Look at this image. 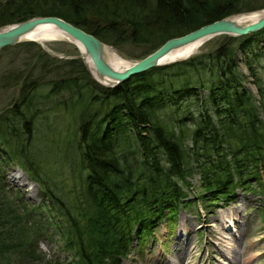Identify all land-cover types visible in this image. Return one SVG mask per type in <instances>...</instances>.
I'll list each match as a JSON object with an SVG mask.
<instances>
[{
  "label": "trees",
  "instance_id": "16d2710c",
  "mask_svg": "<svg viewBox=\"0 0 264 264\" xmlns=\"http://www.w3.org/2000/svg\"><path fill=\"white\" fill-rule=\"evenodd\" d=\"M260 7L241 0H0V26L53 14L111 47L129 40L140 44L143 57L171 36ZM225 37L213 50L151 67L115 86L97 83L79 58L67 61L73 67L79 63L76 75L40 81L39 74L16 73L12 84L18 87V101L0 114V257L35 254L36 236L53 227L69 259L48 264H119L132 239L146 245L163 221L173 223L179 209L193 202L191 174L198 175L193 193L203 206L232 199L238 188L257 191L264 176V86L251 68L258 107L242 83L234 53L246 62L253 58L264 48V27ZM236 37L235 48L230 41ZM22 44L37 46L32 62L43 61L40 68L58 60L34 41ZM198 89L206 90V97L198 98ZM67 92L80 101L87 95L72 145L84 171L77 204L67 202L59 188L48 187L22 147L33 130L37 103L56 101ZM15 119L23 121L24 130ZM13 164L39 184L42 196L35 210L45 209L49 221L10 205L4 179Z\"/></svg>",
  "mask_w": 264,
  "mask_h": 264
},
{
  "label": "rangeland",
  "instance_id": "374dc122",
  "mask_svg": "<svg viewBox=\"0 0 264 264\" xmlns=\"http://www.w3.org/2000/svg\"><path fill=\"white\" fill-rule=\"evenodd\" d=\"M241 2L251 6L255 4L264 6V0H241ZM259 9H264V7ZM225 35L229 34H218L207 39L193 54L213 50L216 44L225 41ZM34 42L41 49H45L53 56L55 55L58 60L48 61L49 63H44L43 68H40L43 61L36 64L32 62L38 55L35 54L38 49L37 46L13 43L1 47L0 114H4L6 110L12 108L15 101H18V87L16 84H12L14 81L12 78L16 73L23 75L31 72L33 77L39 74L41 75L40 81L59 77V75H76L80 72L79 63H77L78 67H73L67 61L75 60L77 62L79 61L77 58L80 59L82 66L84 65L90 73L82 52L79 51L76 44L65 39ZM230 43L236 48L238 37ZM111 48L124 59L131 61L140 59L145 50L142 45L135 44L131 40L122 41L117 47ZM234 56L237 69L244 74L242 83L246 87H250L256 100L255 103L260 107L258 103L259 95L255 93L256 89L251 83L252 77L250 74L251 68L254 69L256 75L260 76L262 86H264V48L247 62L237 50H235ZM34 65L36 68L32 69ZM90 75L94 79L92 73ZM67 94L68 92L58 94L56 101L52 97L46 100V104L37 103L39 112L34 113L31 117V129L33 130L26 140L23 138L25 142L22 147L26 157L28 156V159L34 162L33 166L37 167V171L44 178L48 187L59 188L67 202L77 204L83 197H81L80 178L83 176L84 171L75 161L77 152L72 148V145L77 140V125H79L80 120L78 115L81 109L86 106L83 99H86L87 95H83V99L80 101L77 100V97L69 99ZM196 94L198 98H203L206 97L207 91L198 89ZM54 101L55 103H53ZM15 120L17 121L15 124H19V129L24 130L23 121ZM186 139L189 143V139ZM185 141L183 140L184 143H186ZM17 167L20 166L18 164L9 165L5 172L4 182L8 183L6 191L10 194V205L16 206V208L25 207V213L28 217L37 214L41 215L45 222L49 221L45 218V209L35 210V207L40 204L42 196L39 184L31 181L27 174ZM17 169L27 182L24 186L12 182L9 173H7L10 171L12 174L14 171H18ZM191 175L189 178L193 188L188 194L192 196L193 202L186 209H179L173 223L169 222L168 224V222L163 221L157 228L155 237L152 239L151 236L148 237L149 242L146 245H140L132 239L128 255L122 257L119 264H192L203 260L206 264H214L215 261L228 264L223 255L228 256L233 250H238L237 258L247 259L244 264H264V196L262 195V193L264 194V176L262 183L256 187L257 191L238 188L234 191L232 199H221L216 204L203 206L201 201H196L197 196L193 193L198 187V175ZM29 181L33 184L30 185ZM30 186L33 188H29ZM25 189L29 193H26ZM31 209L33 210L31 211ZM52 218L53 221L58 220L55 216L53 217V214H50V221ZM38 225L41 232L43 230L42 225ZM52 228L50 227L49 232H45L40 239L39 236H36L35 254L24 256L21 252L17 255H11L12 252H10L9 255L4 254L0 257L2 263L10 264L11 261L18 258L20 264H48L47 261L55 259H69L64 250H61V242L58 240V235H55L52 232L53 230L51 231ZM212 256L213 258H211Z\"/></svg>",
  "mask_w": 264,
  "mask_h": 264
},
{
  "label": "water",
  "instance_id": "95a60500",
  "mask_svg": "<svg viewBox=\"0 0 264 264\" xmlns=\"http://www.w3.org/2000/svg\"><path fill=\"white\" fill-rule=\"evenodd\" d=\"M264 9L247 10L245 12H237L231 15L224 16V18L215 19L212 22L204 23L202 26L192 29L191 31L185 32L179 36H171V38L165 40L155 50L151 51L147 55L141 57L136 61H132L130 65L124 69H115L111 67L104 60L102 56L103 46L109 45L104 43L102 40L95 37L92 33L83 30L77 25H73L69 21L62 19L56 15H42V16H31V18L21 20L19 22H13L8 25L0 26V49L1 47L11 45L13 43H19L22 41H36L39 42L35 37H26L28 32L33 29L48 25L56 28L62 32L65 36L49 38V40L62 39L70 41L74 44H80L83 52L88 56L90 62L97 74H99L105 83L94 80L101 83L104 86H115L120 82L128 79L131 75L141 73L154 66H159L172 61L183 59V58H172L171 60H162L161 57L166 53L170 52L173 48L180 47L184 44L193 41H203L214 37L218 34H229L231 36H244L248 33L256 32L264 27V13H261ZM245 15H252L255 18L252 21L246 22L244 25H240L236 22L241 20V17ZM110 46V45H109ZM111 47V46H110ZM83 58L84 55L82 54ZM85 59V58H84Z\"/></svg>",
  "mask_w": 264,
  "mask_h": 264
},
{
  "label": "bare ground",
  "instance_id": "6f19581e",
  "mask_svg": "<svg viewBox=\"0 0 264 264\" xmlns=\"http://www.w3.org/2000/svg\"><path fill=\"white\" fill-rule=\"evenodd\" d=\"M261 13H264V10H262ZM255 17L252 15H245V17H241V20L239 22H236L240 25H244L246 22L252 21ZM35 37V38H39L38 41L39 42H43V41H48L47 39L49 38H54V37H64L65 35L58 31L56 28L48 26V25H42L39 26L35 29H33L31 32H28L26 37ZM66 37V36H65ZM206 40L203 41H193L187 44H184L180 47H176L173 48L170 52L166 53L165 55H163L160 59L162 60H171L172 58H183V56H188L193 54V52H195L196 50H198L201 45L205 42ZM77 47L79 48V51L82 52V54L84 55V60L89 68L90 73H92V75L94 76V78H96L97 80L105 83L106 81L103 80V78L97 74V72L95 71L92 62H90L88 56L85 54V52H83L82 47L80 44H77ZM102 56L104 58V60L107 62V64H109L111 67L115 68V69H124L125 67H127L128 65H130V63L132 62L131 60H126L124 59L119 53H117L115 50H113L109 45H105L103 46L102 49ZM11 170V168H10ZM18 170V169H17ZM20 171H14L12 174L10 173V171H8L7 173H9L10 176V180L16 184H19L21 186H24L25 184H27L25 178H22L21 174L19 173ZM30 185H32L33 183L31 181H29ZM35 183V182H34ZM29 188H33L32 186H30ZM26 193H29L27 191V189H25ZM32 192V191H31ZM238 250H233L232 253L230 255H226L224 254L223 257L225 259H227L228 264H244L246 263V260H242L238 257ZM213 258V256L211 257ZM206 264V262H204V260L202 262H194L192 264ZM214 264H223L221 261H219L217 263V261L214 262Z\"/></svg>",
  "mask_w": 264,
  "mask_h": 264
}]
</instances>
